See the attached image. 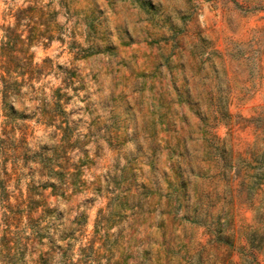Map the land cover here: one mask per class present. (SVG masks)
<instances>
[{"label": "rangeland", "instance_id": "374dc122", "mask_svg": "<svg viewBox=\"0 0 264 264\" xmlns=\"http://www.w3.org/2000/svg\"><path fill=\"white\" fill-rule=\"evenodd\" d=\"M16 16L50 40L0 81V264H264V0H0V44Z\"/></svg>", "mask_w": 264, "mask_h": 264}, {"label": "trees", "instance_id": "16d2710c", "mask_svg": "<svg viewBox=\"0 0 264 264\" xmlns=\"http://www.w3.org/2000/svg\"><path fill=\"white\" fill-rule=\"evenodd\" d=\"M32 8L18 11V14H22L25 11H31ZM21 19L19 16L15 17V24L12 28L7 27L4 30L3 40L0 44V59L4 57L5 61L0 62V68L3 69L4 75L0 76V81L3 85L2 100L8 99L10 91L18 93V87L21 83L16 81L17 77L24 75H31L34 72L35 67L32 66L31 56L28 55V50L39 40H43V35H33L32 31H27L28 35L23 37V34L18 33V27ZM45 40H50L45 38ZM19 46V49L17 47ZM20 55V57H18ZM262 162V161H260ZM258 239L257 243L255 239ZM249 248L253 251L261 252L264 258V236L259 235L258 232H253L250 235ZM255 264H262L257 262Z\"/></svg>", "mask_w": 264, "mask_h": 264}]
</instances>
